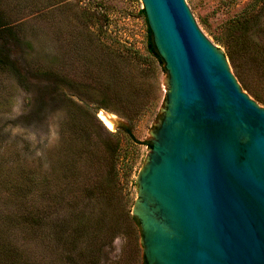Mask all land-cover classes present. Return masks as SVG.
Listing matches in <instances>:
<instances>
[{
    "label": "rangeland",
    "instance_id": "obj_1",
    "mask_svg": "<svg viewBox=\"0 0 264 264\" xmlns=\"http://www.w3.org/2000/svg\"><path fill=\"white\" fill-rule=\"evenodd\" d=\"M246 1L185 0L225 55L220 25ZM141 10L0 0V264H140L135 206L171 84L163 63L134 54H148Z\"/></svg>",
    "mask_w": 264,
    "mask_h": 264
},
{
    "label": "water",
    "instance_id": "obj_2",
    "mask_svg": "<svg viewBox=\"0 0 264 264\" xmlns=\"http://www.w3.org/2000/svg\"><path fill=\"white\" fill-rule=\"evenodd\" d=\"M171 81L135 206L140 264H264V107L185 0H140Z\"/></svg>",
    "mask_w": 264,
    "mask_h": 264
},
{
    "label": "trees",
    "instance_id": "obj_3",
    "mask_svg": "<svg viewBox=\"0 0 264 264\" xmlns=\"http://www.w3.org/2000/svg\"><path fill=\"white\" fill-rule=\"evenodd\" d=\"M141 13L147 24L148 54H143L139 48H133L134 54L138 59L151 55L160 63H164V58L154 41L153 31L144 8ZM0 23H2L1 20ZM219 33L218 39L225 46L226 54L240 76L244 88L256 100L264 104L262 94L264 89V0H247L238 13L221 23ZM1 65H4V62L0 60ZM105 101L101 99L102 106L109 108ZM114 153H118L117 148L114 149ZM26 175L28 173H25L27 180H32ZM35 221L39 223L38 220Z\"/></svg>",
    "mask_w": 264,
    "mask_h": 264
},
{
    "label": "bare ground",
    "instance_id": "obj_4",
    "mask_svg": "<svg viewBox=\"0 0 264 264\" xmlns=\"http://www.w3.org/2000/svg\"><path fill=\"white\" fill-rule=\"evenodd\" d=\"M102 119L107 123L109 124L110 126H115L117 125V116L110 113V112H107L105 110H102L101 113H100Z\"/></svg>",
    "mask_w": 264,
    "mask_h": 264
}]
</instances>
